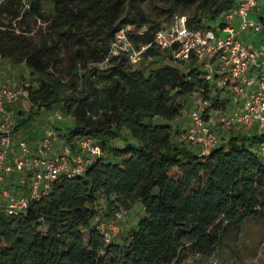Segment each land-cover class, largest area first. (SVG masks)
Masks as SVG:
<instances>
[{
	"label": "trees",
	"instance_id": "1",
	"mask_svg": "<svg viewBox=\"0 0 264 264\" xmlns=\"http://www.w3.org/2000/svg\"><path fill=\"white\" fill-rule=\"evenodd\" d=\"M233 5L0 0V58L29 68V110L59 106L70 117L63 131L54 125L62 142L75 152L77 140L89 136L101 148L82 171L61 172L25 209L0 210V264H177L189 252L211 255L247 221L264 224V130L232 132L205 153L186 142V127L174 121L185 96L198 92L209 120L234 96L231 81L221 83L216 68L206 77L194 55L178 60L152 43L154 31L175 15L190 27L221 29L219 16ZM127 24L137 47L150 43L141 62L146 56L173 62L142 68L123 55L105 62L114 30ZM223 89L230 95L222 98ZM135 201L141 206L135 222L124 235L106 238L101 222Z\"/></svg>",
	"mask_w": 264,
	"mask_h": 264
},
{
	"label": "built area",
	"instance_id": "2",
	"mask_svg": "<svg viewBox=\"0 0 264 264\" xmlns=\"http://www.w3.org/2000/svg\"><path fill=\"white\" fill-rule=\"evenodd\" d=\"M255 5L256 0H236L231 8L224 11V26L216 30L187 26L183 15H175L171 22L154 31L152 43L169 51L178 60H188L194 55L207 69L206 77L212 75V65L217 61L215 64L227 72L221 83L230 80L234 97H242V103L227 114H218L216 121L223 125L238 123L244 127L256 123L259 129L264 130V50L259 53L257 48L238 36L247 28L254 32L264 30V18L248 16ZM235 17L238 18L236 26L233 24ZM130 28L132 26L127 24L114 30L106 49L105 62L120 55L125 56L131 65L141 62L143 51L150 43L137 47L128 35ZM145 29L144 25L141 26L138 33ZM28 85V82L0 76V210L10 214L25 209L30 197L46 192L61 172H80L92 156L101 153L100 146L87 136L77 140L75 152L63 144L60 153L46 154L45 150L54 145L58 137L53 127L43 132L40 146L29 144L23 137L15 140L16 120L7 105L27 98ZM205 103L200 99L198 105L190 109V123L182 134L183 139L196 145L201 153L207 152L216 142L210 122L201 113ZM54 115L62 117L58 111ZM259 150L264 155V138L259 142ZM22 169L30 171L27 192H13L3 186L6 175ZM123 211L115 210L110 219L101 222L106 238L116 233L117 220Z\"/></svg>",
	"mask_w": 264,
	"mask_h": 264
},
{
	"label": "rangeland",
	"instance_id": "3",
	"mask_svg": "<svg viewBox=\"0 0 264 264\" xmlns=\"http://www.w3.org/2000/svg\"><path fill=\"white\" fill-rule=\"evenodd\" d=\"M235 1L236 0H234V3ZM142 4L146 8H149V6H151L148 2H143ZM255 7H259L264 16V0H256ZM251 12L252 9L250 10L249 15L251 14ZM223 14V12L220 14L219 19L223 17ZM40 23L41 21L37 20L34 24L36 26ZM233 24L235 26L237 25V23H234V21ZM249 30L250 29H244L240 32V34L245 33V37L249 42L257 45L261 37H263L264 39V30H261L259 32ZM151 60L155 61L153 62ZM170 62H173V60L169 58L166 59L163 56H157L154 59L150 58L149 56H146L140 64H137L135 66L146 68L150 65H153L154 67L162 65L163 63ZM216 62L217 61H215L212 65L213 68H216L217 70H222L219 65L215 64ZM64 67L65 63H62L61 68ZM0 76L2 78H15L18 79L20 82H31L29 68L23 62L10 63L8 58H0ZM221 92L222 93H220V95L222 98L223 94L226 95L227 93V95H230V91H227L226 89L221 90ZM185 99V104L180 115L182 121L180 122L183 124L184 127H187L190 123L189 111L192 107L198 105L201 96L198 92H193L191 94H187L185 96ZM228 100L229 98L226 97V99L224 100V105H220L217 109L211 110L212 116L210 119V124H213V126H211V132L213 128H215L217 131L219 127L229 128L235 124L232 123L230 125H223L221 122L216 121V116L218 114H227L229 112ZM17 102L18 104L23 105L24 112L22 114H16V116L14 115L16 122L19 120L20 125L15 130V140L23 137L28 140L29 144L40 146L42 134L46 129L54 127L55 124H59L60 128H57V131L60 130L61 132V130L63 131L62 127L70 122V117L66 116L61 110V108L57 105L52 107L41 106L39 109L33 108V110L30 111V104L27 98H22ZM56 111L61 113V118L55 117L54 114ZM216 136L214 137L218 138ZM60 144L63 143H61V137L58 136V139L55 144L52 145L49 149L45 150V153L48 155L60 153L62 150V145ZM28 171V169H22L16 172L17 179L15 183H18L19 178L23 179V181L26 182V185L17 184V189L26 190L29 187L30 176ZM97 203L101 204V207L105 205V201L102 197L98 198ZM140 212L141 206L139 201L133 202L129 206V208H126L122 213V217L118 220V228L116 229L115 234L124 235L126 233L127 228H129L130 225L133 224L138 218ZM177 264H264V224H262L259 220L252 219L250 221H247L243 224L241 230L236 235H232L230 238H226L225 241L218 245L216 250L211 255L199 254L197 252H189L184 257H182Z\"/></svg>",
	"mask_w": 264,
	"mask_h": 264
},
{
	"label": "crops",
	"instance_id": "4",
	"mask_svg": "<svg viewBox=\"0 0 264 264\" xmlns=\"http://www.w3.org/2000/svg\"><path fill=\"white\" fill-rule=\"evenodd\" d=\"M252 12L251 14L249 15L250 17L252 18H264L263 14H262V11L259 7H252ZM250 9V10H251ZM250 12V11H249ZM255 14V15H254ZM234 23H238V18L235 17L233 19ZM247 29H250V28H247ZM251 31V29L249 30ZM221 34H223L224 32L223 31H220ZM239 37H241L242 39L246 40L247 42H249L246 37H245V33L244 34H239L238 35ZM252 46L256 47L257 50L259 51V53H261L263 50H264V39L263 37L260 38V41L257 45H255L254 43H251L249 42ZM10 61V60H9ZM10 63H12L10 61ZM220 71V72H219ZM215 72H217L218 74V78H221V77H225L227 75V72L225 70H215ZM229 90H232L231 86H229ZM242 97L240 98V96H238L237 98L236 97H231L230 101L228 102V109H232V108H235V107H240L241 106V103H242ZM7 108L11 111V113L13 115L16 116V114H22L24 112V107L23 105H20L18 104V102H14L10 105H7ZM211 117L209 118V122L211 121L210 120ZM177 123H178V127L180 125H182L183 128H185L183 126V124L180 122L182 121L181 120V116H178L175 118V120ZM17 123H19V120L17 121ZM56 125V124H55ZM59 125V124H57ZM20 125H18L19 127ZM211 126H213V124H211ZM54 128V127H53ZM55 129V128H54ZM56 130V129H55ZM262 131L261 129H259V127L256 125V123H254L253 125H251L250 127H244L242 126L241 124H238V123H235L232 127H229V128H225V127H219L216 131L215 128L212 129V134L218 138H215L216 141H219L221 140L223 137H227L230 133H242V134H251L253 132H260ZM177 138V137H175ZM58 139V137H57ZM57 141V140H56ZM61 143L62 142V139H61ZM64 144V143H63ZM63 144H60V145H63ZM62 147V146H61ZM29 175H30V171H28ZM19 175V174H18ZM17 179V174L14 173V174H8L5 176V179H4V183H3V186L8 188L10 191H13V192H27V189L26 190H19L17 189V184L18 185H26V182L23 181V179L19 178V181L18 183L16 184L15 181ZM17 189V190H16Z\"/></svg>",
	"mask_w": 264,
	"mask_h": 264
}]
</instances>
